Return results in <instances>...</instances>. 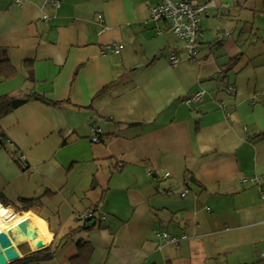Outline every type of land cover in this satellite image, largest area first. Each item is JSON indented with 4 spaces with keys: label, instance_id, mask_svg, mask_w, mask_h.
Returning a JSON list of instances; mask_svg holds the SVG:
<instances>
[{
    "label": "crops",
    "instance_id": "obj_1",
    "mask_svg": "<svg viewBox=\"0 0 264 264\" xmlns=\"http://www.w3.org/2000/svg\"><path fill=\"white\" fill-rule=\"evenodd\" d=\"M57 1L0 0L16 71L0 96L56 103L0 120V193L37 200L55 248L41 264H70L79 240L89 264H264V0H190L211 4L191 60L156 33L161 0Z\"/></svg>",
    "mask_w": 264,
    "mask_h": 264
},
{
    "label": "built area",
    "instance_id": "obj_2",
    "mask_svg": "<svg viewBox=\"0 0 264 264\" xmlns=\"http://www.w3.org/2000/svg\"><path fill=\"white\" fill-rule=\"evenodd\" d=\"M16 3H20L22 0H14ZM50 5L53 7H59V2L57 0H48ZM211 4H197L193 5L190 0H161L158 4L154 5L150 9V19L154 24V29L157 34H161L162 29L168 30L177 39L183 41L184 49H186V58L191 60L196 57L197 46L196 43L201 36L200 26H199V14L206 9V7ZM48 19L47 17H44ZM100 19V16H99ZM115 53H119L120 46L117 44H112L107 47ZM172 64H177L178 58L174 55L171 56ZM204 96V91H198L188 97L183 101L187 104L196 103L202 100ZM93 141H97L96 137H93ZM23 158V157H22ZM94 217L93 212L88 214H83L77 217V220L86 221ZM182 236L181 238H185ZM164 243H176L177 238H167V235L163 233L161 235ZM264 258V253L262 254Z\"/></svg>",
    "mask_w": 264,
    "mask_h": 264
},
{
    "label": "trees",
    "instance_id": "obj_3",
    "mask_svg": "<svg viewBox=\"0 0 264 264\" xmlns=\"http://www.w3.org/2000/svg\"><path fill=\"white\" fill-rule=\"evenodd\" d=\"M232 62L234 60H231ZM16 75L14 67L8 58H0V80H9ZM30 100H37L47 106H56V103L49 101L43 96L30 94L23 90H14L10 93L0 96V120L8 116L15 109L25 105ZM2 134H0L1 138ZM37 202L35 199H19L16 203L8 201L2 193H0V205L3 207L12 206L16 211H28ZM78 230L71 231L67 236L73 237ZM66 236V237H67ZM77 255L70 259V264H89L92 256V247L88 241L79 240L76 243ZM19 250L23 254L19 259L10 264H41L51 261L54 257L55 248L51 246L38 251L30 252L25 243L19 245Z\"/></svg>",
    "mask_w": 264,
    "mask_h": 264
},
{
    "label": "water",
    "instance_id": "obj_4",
    "mask_svg": "<svg viewBox=\"0 0 264 264\" xmlns=\"http://www.w3.org/2000/svg\"><path fill=\"white\" fill-rule=\"evenodd\" d=\"M90 224L94 225L95 221ZM86 227H88V224ZM37 233L38 229L28 220H21L14 227H10L6 231H0V264H10L20 258L19 252L13 245V240L20 243H28L37 236ZM38 246L40 248L34 251L41 250L46 245H43V242H39Z\"/></svg>",
    "mask_w": 264,
    "mask_h": 264
},
{
    "label": "bare ground",
    "instance_id": "obj_5",
    "mask_svg": "<svg viewBox=\"0 0 264 264\" xmlns=\"http://www.w3.org/2000/svg\"><path fill=\"white\" fill-rule=\"evenodd\" d=\"M21 220H28L38 229L37 236L28 242L33 250L40 248L38 246L39 242H43V245L47 244L46 229L34 211L15 213L10 207L0 205V231H6L8 228L14 227Z\"/></svg>",
    "mask_w": 264,
    "mask_h": 264
}]
</instances>
